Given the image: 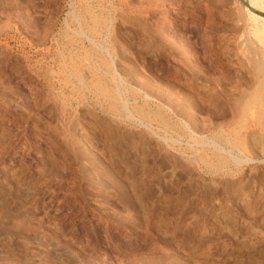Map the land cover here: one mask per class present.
<instances>
[{"label": "rangeland", "instance_id": "1", "mask_svg": "<svg viewBox=\"0 0 264 264\" xmlns=\"http://www.w3.org/2000/svg\"><path fill=\"white\" fill-rule=\"evenodd\" d=\"M251 16L0 0V264H264Z\"/></svg>", "mask_w": 264, "mask_h": 264}, {"label": "bare ground", "instance_id": "2", "mask_svg": "<svg viewBox=\"0 0 264 264\" xmlns=\"http://www.w3.org/2000/svg\"><path fill=\"white\" fill-rule=\"evenodd\" d=\"M250 3L252 5H254L255 7L261 9L264 11V0L262 1H259V0H250ZM251 20L253 21L254 23V26L252 24V32H251V35H252V38L254 39H257L259 43H262L263 46H264V20L262 19H259V18H256V17H250ZM248 21V20H247ZM263 51V50H262ZM262 54V53H261ZM260 65V64H258ZM264 74V73H263ZM263 78V77H262ZM263 82V80H262Z\"/></svg>", "mask_w": 264, "mask_h": 264}]
</instances>
